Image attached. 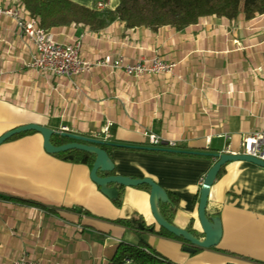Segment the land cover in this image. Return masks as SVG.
<instances>
[{"label": "crops", "instance_id": "obj_1", "mask_svg": "<svg viewBox=\"0 0 264 264\" xmlns=\"http://www.w3.org/2000/svg\"><path fill=\"white\" fill-rule=\"evenodd\" d=\"M70 1L94 8L98 0ZM104 1L103 10L119 4ZM0 6L29 17L19 0H0ZM50 32L60 43L80 40L85 61L120 55L135 63L156 53L176 67L171 75L138 78L107 69L71 77L27 69L33 45L11 18L0 16V136L36 124L92 137L110 123L106 143L135 147L109 152L115 175L150 178L176 195L173 224L187 230L192 223L202 239L199 191L215 160L145 148L221 154L229 145L237 153L244 136L264 131V14L249 21L242 13L233 20L203 17L181 31L125 29L116 20L98 32L81 25ZM149 134L163 144L150 147ZM171 142L174 148L167 147ZM90 170L46 153L36 132L0 144V264L23 255L36 264H113L124 246L147 249L152 264H264V168L225 164L206 206L221 237L215 247L194 253L184 251L183 242L137 229H159L148 191L123 187L116 207L91 181ZM131 219L132 226L116 223ZM124 257L122 264H131L128 252Z\"/></svg>", "mask_w": 264, "mask_h": 264}, {"label": "trees", "instance_id": "obj_2", "mask_svg": "<svg viewBox=\"0 0 264 264\" xmlns=\"http://www.w3.org/2000/svg\"><path fill=\"white\" fill-rule=\"evenodd\" d=\"M19 1L28 16L38 19L39 26L46 31L70 25H81L87 27L93 32H98L116 20L122 22L125 29L146 27L156 32L161 27L169 26L177 31H181L190 25L196 24L198 20L203 17L214 16L217 18L233 20L242 13L244 19L249 21L256 16L264 14V0H119L118 6L113 11L88 8L70 0ZM24 134L26 133L15 135L12 138ZM67 142L68 140L62 137L52 138V143L55 146ZM102 148L107 151L108 155L113 149H131L112 145H106ZM54 155L60 158L71 156L72 162L82 163L88 165L90 168L94 161L93 155L77 150H70L66 153H57ZM224 166L225 165L220 168L217 177L223 171ZM108 175H115L114 170ZM118 187L117 196L110 199L116 207H120L122 203L121 190L123 187ZM98 188L100 189V187ZM136 188H142L148 192L150 191L149 187L146 185L138 186ZM162 190L165 201L159 203V212L169 224L174 225L173 218L178 210L180 199L176 195L165 191L164 189ZM19 201L22 203H30L24 200ZM116 223L125 226H132L133 219L118 220ZM142 230L183 242L181 238L173 236L162 228L155 231L152 225L146 226ZM187 231L196 235L192 230V223L189 224ZM122 250L123 253H120L118 257L113 259V264H122L126 252L129 253L131 264H152L156 262L155 256L152 253H149L147 249L124 246ZM199 250L200 249L197 251Z\"/></svg>", "mask_w": 264, "mask_h": 264}, {"label": "water", "instance_id": "obj_3", "mask_svg": "<svg viewBox=\"0 0 264 264\" xmlns=\"http://www.w3.org/2000/svg\"><path fill=\"white\" fill-rule=\"evenodd\" d=\"M27 132H36L39 133L43 138V149L48 154H57V153H66L70 150L82 151L94 156V161L90 170V179L101 191L109 198H115L118 194L116 186L121 187H138L146 185L149 187V207L153 219L156 225L159 228L166 230L168 233L172 234L177 238L183 240V250L188 253H194L198 249H210L217 245L220 237L221 231L218 225V221L215 218H209L206 215V206L208 202L210 187L214 183L217 175L220 171V168L230 162L235 161H244L249 162L259 167L264 168V161L258 160L248 155L243 154H229V153H203V152H193V151H181L174 149H154V148H145L148 150H161L171 153H189L199 156H208L212 157L215 162L207 171L202 185L199 191L198 207H197V217L201 229L202 239L199 236L190 233L185 229L176 227L175 225L169 224L159 212V203L165 201L163 190L159 185H157L150 178H132L121 175H108L114 170V165L107 153L102 147L106 145H112L117 147H127L135 148L130 146H123L118 144L106 143L98 139L91 137L76 135L73 133H63L61 137L68 140L67 143H64L59 146H55L52 143V138L57 135L55 131L50 128L36 125V124H27L16 127L12 130L5 132L0 136V144L11 139L13 136L27 133ZM67 159L71 160L72 157L69 156ZM114 185L115 187H110ZM143 225L138 224L137 229L142 230Z\"/></svg>", "mask_w": 264, "mask_h": 264}, {"label": "built area", "instance_id": "obj_4", "mask_svg": "<svg viewBox=\"0 0 264 264\" xmlns=\"http://www.w3.org/2000/svg\"><path fill=\"white\" fill-rule=\"evenodd\" d=\"M97 10L105 8V1L98 0L94 6ZM0 16L11 18L22 37L26 38L34 47L35 53L25 68L37 70L41 73L53 75L55 77H71L89 74L95 69H107L111 72H122L126 76L138 78L144 75L173 74L176 65L163 61L158 54L150 57H142L135 63H128L124 57H101L94 61H85L79 57L81 48L80 40L70 44L58 42L50 31H46L39 26L38 19L24 16L18 8H7L0 6ZM111 124L107 123L101 131L91 138L107 142L110 139ZM58 136L63 133H70L69 130L60 126L56 131ZM228 140L230 137L225 135ZM150 147H159L163 140L154 135H147ZM168 148H174L175 143H166ZM229 145L222 153L243 154L258 160L264 161V131L250 133L243 137L239 152H230ZM10 264H36L23 255L18 260Z\"/></svg>", "mask_w": 264, "mask_h": 264}]
</instances>
